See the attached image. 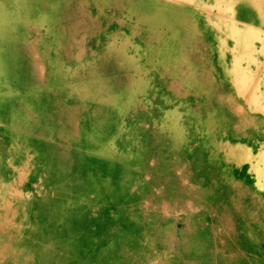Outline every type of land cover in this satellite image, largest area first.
Returning <instances> with one entry per match:
<instances>
[{
  "label": "bare ground",
  "instance_id": "1",
  "mask_svg": "<svg viewBox=\"0 0 264 264\" xmlns=\"http://www.w3.org/2000/svg\"><path fill=\"white\" fill-rule=\"evenodd\" d=\"M116 14L125 27L131 21L140 26L133 31L135 42L141 41L134 49L135 61L123 55L121 35L110 37L111 45L119 42L121 50H114L123 69L137 71L139 63L155 60L173 78L178 87L172 93L180 102L187 100V113L211 136L210 142L220 135L221 146L243 151L224 170L230 181L223 182L229 191L223 209L241 228L229 244L239 240L244 248L225 253L222 241L231 236L205 237L209 245L194 259L225 264L220 259L237 257L239 264H257L246 256L258 253L257 220L264 230V0H0V125L9 122L18 132L46 139L13 146L19 155V144L36 156L42 148L49 156L42 162L56 178L55 186L40 185L43 208L35 204L33 215L27 211L29 216L22 218V210L14 218L19 234L7 241L27 250L28 257L1 264H170L150 236L123 235L134 225L119 218L86 217L77 197L80 181L71 176L77 171L87 175L91 162L52 146L75 129V118L89 104L96 108L111 100V83L102 75L112 73L113 65H105L100 55L91 56L85 41L88 28L105 25ZM146 37L153 43L148 49ZM192 40L198 54L190 50ZM69 57L72 68L64 63ZM137 90L131 87L109 106L121 114L133 106ZM93 137L84 133L82 139L94 144ZM58 209L67 217H54ZM137 250L147 255L143 263L131 260Z\"/></svg>",
  "mask_w": 264,
  "mask_h": 264
},
{
  "label": "rangeland",
  "instance_id": "2",
  "mask_svg": "<svg viewBox=\"0 0 264 264\" xmlns=\"http://www.w3.org/2000/svg\"><path fill=\"white\" fill-rule=\"evenodd\" d=\"M117 15L105 25L88 28L85 41L91 56L100 55L105 65H113V68L109 66L112 73L102 75L111 83V100L96 108L87 103L84 112L75 118V129L52 145L71 157L80 155L91 162L87 175L77 171L71 176L75 182L80 181L77 197L85 207L84 215L113 222L119 218L125 220L126 225H134L129 233L123 231V235L150 236L159 250L167 254L170 264H198L195 256L203 253L209 245L204 238L215 235L231 236L222 241L225 253L228 250L235 253L237 249L242 252L244 246H240L239 240L229 244L241 228L233 224L235 219L231 214L224 212L223 204L229 201V191L223 182L230 178L224 171L228 170L230 160L235 162L234 154L243 151L233 145L228 146L229 149L221 146L220 135L214 143L210 142L211 136L187 113V100L180 102L172 93L171 89L178 87L173 78L155 60L137 61V71L129 67L123 69L115 54V50H121L117 47L119 42L111 45L110 37L114 33L121 35L123 55L138 58L134 49L141 41L135 42L137 30L134 29L140 26L131 21L125 27L123 18ZM146 40L148 49L153 43L147 37ZM192 48L198 54L194 40L190 42V50ZM71 60L69 57L64 63L72 68ZM92 64L94 61L89 62ZM184 68L181 65V69ZM97 76L101 78V75ZM137 86L139 90L133 92L131 108L118 114L109 106L111 101ZM71 98L76 100L73 96ZM2 100L0 97V102ZM15 131L9 122L6 126L0 125V264L9 259L28 257L27 250L14 247L7 241L10 237L16 239L19 234L14 218L22 210L26 211L22 218L29 216L27 211L33 215L35 204L42 207L40 185L55 186L52 182L56 179H52L51 169L42 162L49 158L46 151L41 148L39 156L32 155L27 145L19 144V155L14 150L17 146H13L24 140H47L37 138L29 131ZM14 133L17 135L12 141ZM84 133H92L95 143L83 141ZM229 142L226 139V143ZM246 160H249L248 154ZM222 162L227 165L223 167ZM54 217L65 218L67 213L58 209ZM256 237L258 253L246 258L264 264L261 256L264 253V230L260 229L258 220ZM146 256L137 250L131 260L143 263ZM212 260L218 262L216 257ZM221 260L225 264H239L237 257Z\"/></svg>",
  "mask_w": 264,
  "mask_h": 264
}]
</instances>
